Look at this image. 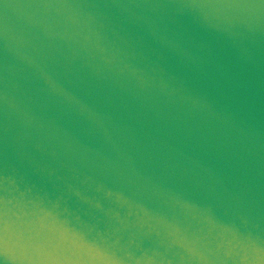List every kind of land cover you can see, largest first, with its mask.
Masks as SVG:
<instances>
[{"label": "water", "instance_id": "1", "mask_svg": "<svg viewBox=\"0 0 264 264\" xmlns=\"http://www.w3.org/2000/svg\"><path fill=\"white\" fill-rule=\"evenodd\" d=\"M0 264H264V0H0Z\"/></svg>", "mask_w": 264, "mask_h": 264}]
</instances>
